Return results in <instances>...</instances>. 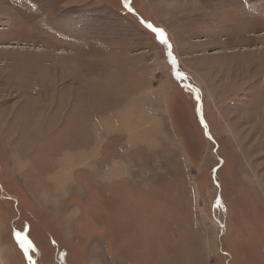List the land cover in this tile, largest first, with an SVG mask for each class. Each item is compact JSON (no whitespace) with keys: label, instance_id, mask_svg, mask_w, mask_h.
Returning a JSON list of instances; mask_svg holds the SVG:
<instances>
[{"label":"rangeland","instance_id":"1","mask_svg":"<svg viewBox=\"0 0 264 264\" xmlns=\"http://www.w3.org/2000/svg\"><path fill=\"white\" fill-rule=\"evenodd\" d=\"M99 118L139 135L101 190L67 152ZM53 177L90 241L24 209ZM0 264H264V0H0Z\"/></svg>","mask_w":264,"mask_h":264},{"label":"crops","instance_id":"2","mask_svg":"<svg viewBox=\"0 0 264 264\" xmlns=\"http://www.w3.org/2000/svg\"><path fill=\"white\" fill-rule=\"evenodd\" d=\"M149 94H150V96H149ZM141 95H147L148 96L147 100H145V103L135 104V102L134 103L129 102L128 106H127L128 109H130V108L133 109V110L130 109V111L128 110V113L131 112L133 114L132 118L130 119L131 120L130 121V127H133V130H136V131L138 130L139 135L141 134V130H142L141 128L140 129L138 128L139 127L138 126L139 121H142L144 123H149V121L145 117V115L146 116H151L150 114L153 115V113L151 111L147 110V108L150 104V100H151V93L149 91H145V92H141L140 96ZM142 104H144V106L141 107ZM142 108H146L145 111H143ZM143 115H144V117H143ZM106 119H108V118L106 117ZM110 119H111V121L116 122V120H118V115L115 113L111 114ZM124 119H125V116L123 115V120ZM98 121H100V122L96 121L97 123H96L94 131H93L94 136L91 138L92 140H91L90 145L88 144L85 148L82 147L80 149H75V150L71 149L67 152L72 154L71 157L75 156L77 159L80 157L81 161H79V164L85 163L84 165L88 167V172H86L87 170L84 172V178L87 181L89 180L90 188L94 189L95 187H98V190H101L103 187H105V188L109 187V184H107V183L111 182L112 177L118 176V175L114 176L113 169H111V167L108 165V163L109 162L114 163L115 161H118V159L119 160L122 159L125 156V153L126 154L132 153L134 146L138 145L139 135H138V133H133V134L132 133H130V134L125 133V131L122 130V129H125L123 127L117 128V127H112V125H110V123L104 124L102 122V119H100V118ZM110 131H112L111 135H115L114 136L115 139H112V141H111ZM145 131L146 130H144V132ZM151 134L152 133H149V132L143 133V138H145L146 143H149V139L152 137ZM134 136H136V138H133ZM113 142L119 143L118 150H115L113 148L114 154H113V151L108 150L109 148H111ZM118 155H120V158H118ZM109 157L110 158L113 157L114 160L110 161ZM61 161H62V158L61 159L59 158L57 160V164H58L57 167L54 170H51L50 172L48 171L47 173L50 174V173H53L56 171L60 172L61 164L59 162H61ZM121 162H123V161H121ZM106 163H107V165H106ZM115 163H117V162H115ZM87 167H85V168H87ZM63 171L65 172V176L69 177L68 170H63ZM66 173H68V174L66 175ZM76 176H77V173L75 174L74 177H76ZM60 177L61 176L59 175L58 178H60ZM58 178L54 179V177H53V179H50L52 181H55L54 186H51L52 191H53V193L51 192V194L48 193V189H47L48 186L47 187L38 186V188H42L43 190L40 189V190L35 191V192H37V196H39L37 198H34L32 196V194H30V191L22 186L23 187L22 191L25 194L24 198H21L22 204L24 205V209L27 207H30L27 210V212L33 213V211H32L33 209L31 207H33V208L35 207L37 214L33 213V215H34L35 219L37 220V222H39V223H35V224L40 226L42 223L45 222V223H48L50 225V227H52V228H54L53 226H59L61 228V230H60V231H62L61 233H60V231H57L58 235H59L57 238L58 240L55 239V236L52 237L53 240H57L59 242L64 243V238H63L62 234H63V232H65L67 226H68V228H69V226L73 227V233L74 234L72 235V237H75L76 234L81 229V227L83 226L84 232H81V233L84 236H86L84 240L90 241V238H92V233H91V231L93 229L92 226L93 225L97 226L98 223H97V220H93L92 217H88L90 209L87 206L89 203L87 205H85L84 203H81L79 214L74 209H72L68 214H65V212L62 211L61 208L57 205L58 201H60L59 200L60 194L64 193V191H62V189H61L62 185L60 184V180H58ZM90 178L91 179L97 178L98 181H93V180L90 181ZM56 182L58 183V185ZM114 183H116V181H114ZM59 185H60V187H59ZM44 188H46V189H44ZM43 195H53V196L46 197ZM54 196H58V197H54ZM56 198H57V200H56ZM25 199L27 201H25ZM49 199H51V202L48 201V203H47L46 201ZM68 207L71 208V206H68ZM76 209H77V207H76ZM81 219L84 221V224L79 226L78 222ZM37 230H38L39 234L40 233L43 234L42 231L41 232L39 231V228H37ZM46 230L48 231L50 229L47 228ZM87 231H89V232H87ZM51 232H53V231H48L47 232L48 235H52ZM67 237H69V236H67ZM70 240L72 241V239H70ZM63 253L66 254L67 251L63 252Z\"/></svg>","mask_w":264,"mask_h":264},{"label":"snow or ice","instance_id":"3","mask_svg":"<svg viewBox=\"0 0 264 264\" xmlns=\"http://www.w3.org/2000/svg\"><path fill=\"white\" fill-rule=\"evenodd\" d=\"M125 3H127V0H125ZM147 27L155 34L156 38L159 40V42L163 45H169V40L166 37V34L163 29L153 27L151 23L147 25ZM163 37V39H161ZM169 57L172 56V52H168ZM175 63V60H173V64Z\"/></svg>","mask_w":264,"mask_h":264},{"label":"bare ground","instance_id":"4","mask_svg":"<svg viewBox=\"0 0 264 264\" xmlns=\"http://www.w3.org/2000/svg\"><path fill=\"white\" fill-rule=\"evenodd\" d=\"M81 132V131H80ZM82 156V155H81ZM70 160H71V158H70ZM82 164H85V163H82ZM89 165V164H88ZM68 167V166H67ZM66 168V167H65ZM116 171H117V169H115ZM118 173V172H117ZM67 174V173H66ZM114 174V176L116 175L115 173H113ZM58 175V174H57ZM109 175V174H108ZM63 176H65V174L63 175ZM57 183V182H56ZM60 186V185H59ZM51 188V187H50ZM67 263V262H66Z\"/></svg>","mask_w":264,"mask_h":264}]
</instances>
